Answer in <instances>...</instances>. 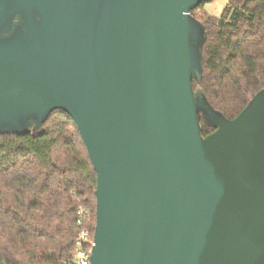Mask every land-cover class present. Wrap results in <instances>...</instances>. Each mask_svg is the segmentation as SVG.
Here are the masks:
<instances>
[{
	"label": "water",
	"instance_id": "obj_1",
	"mask_svg": "<svg viewBox=\"0 0 264 264\" xmlns=\"http://www.w3.org/2000/svg\"><path fill=\"white\" fill-rule=\"evenodd\" d=\"M207 1L0 0V134L73 119L89 264H264V87L230 119L194 88Z\"/></svg>",
	"mask_w": 264,
	"mask_h": 264
},
{
	"label": "trees",
	"instance_id": "obj_2",
	"mask_svg": "<svg viewBox=\"0 0 264 264\" xmlns=\"http://www.w3.org/2000/svg\"><path fill=\"white\" fill-rule=\"evenodd\" d=\"M203 3L191 11L206 31L193 86L230 119L264 87V0H228L219 16L198 17ZM95 188L86 146L64 111L39 132L0 134V264H71L79 206L89 209L93 237Z\"/></svg>",
	"mask_w": 264,
	"mask_h": 264
},
{
	"label": "built area",
	"instance_id": "obj_3",
	"mask_svg": "<svg viewBox=\"0 0 264 264\" xmlns=\"http://www.w3.org/2000/svg\"><path fill=\"white\" fill-rule=\"evenodd\" d=\"M76 215V223L81 228L73 243L71 264H89L92 246L94 244L90 228L88 227L89 209L84 206H79Z\"/></svg>",
	"mask_w": 264,
	"mask_h": 264
},
{
	"label": "rangeland",
	"instance_id": "obj_4",
	"mask_svg": "<svg viewBox=\"0 0 264 264\" xmlns=\"http://www.w3.org/2000/svg\"><path fill=\"white\" fill-rule=\"evenodd\" d=\"M227 2L228 0H211L204 2L201 7L196 10V15L201 17L206 13L212 16H219Z\"/></svg>",
	"mask_w": 264,
	"mask_h": 264
}]
</instances>
